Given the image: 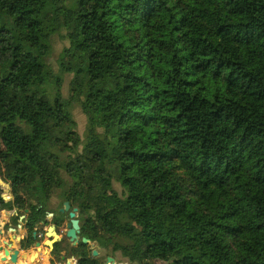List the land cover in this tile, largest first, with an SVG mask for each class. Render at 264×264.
Wrapping results in <instances>:
<instances>
[{"label":"trees","instance_id":"1","mask_svg":"<svg viewBox=\"0 0 264 264\" xmlns=\"http://www.w3.org/2000/svg\"><path fill=\"white\" fill-rule=\"evenodd\" d=\"M1 180L93 204L133 261L264 264V0H0Z\"/></svg>","mask_w":264,"mask_h":264},{"label":"flooded vegetation","instance_id":"2","mask_svg":"<svg viewBox=\"0 0 264 264\" xmlns=\"http://www.w3.org/2000/svg\"><path fill=\"white\" fill-rule=\"evenodd\" d=\"M9 195L11 196L9 203H6L5 200L4 203L10 214L6 216L3 226L0 228V252L2 253L6 249L5 254L2 255V264H11L9 244L12 247L14 243L16 249L19 250V255L20 251L31 247L35 249L37 242H40L42 246L43 241L47 239L46 232L49 226H54L56 236L53 248L47 254L48 260L45 264L61 262L64 264L68 262L70 264H148L150 261H158L156 258H148L139 262L131 260L130 256H124L117 248V235L104 236L103 226L96 217V208L91 203L82 207L76 204L73 196L60 197L52 194L46 200L45 206L38 207L41 211L34 216L29 206L13 205L14 198L10 191ZM1 196L5 199L3 194ZM55 196L57 203L53 205L51 203ZM65 203H68V206H65ZM71 213L74 214L73 217H71ZM72 219L78 221L79 228L75 230L77 237L71 241L66 236V232L67 225ZM83 238H86L87 241L83 242ZM16 240L19 242L16 243ZM43 249L47 248L43 246Z\"/></svg>","mask_w":264,"mask_h":264},{"label":"rangeland","instance_id":"3","mask_svg":"<svg viewBox=\"0 0 264 264\" xmlns=\"http://www.w3.org/2000/svg\"><path fill=\"white\" fill-rule=\"evenodd\" d=\"M52 54L49 57V61L50 63L53 65V68L55 70V72H58V65H57V55L60 52L62 46L66 43L62 40V38L60 37V35H54L52 38ZM63 84H62V95L65 99H68L69 96V82L71 79V75L69 74H63ZM71 112L72 115L74 117V119L77 122V131L80 134L81 137L84 136L85 134V125H86V117L85 115L82 113L80 107L78 106L77 103L73 102L71 105ZM103 178H107V175H105ZM111 179V186L113 188V190L116 191L117 194L122 195V187L119 184V180H117L115 178V176L110 177ZM0 187H1V194H3L4 196V200L6 203H8V201L11 199V196L9 195V191H10V183L8 181H4L1 180L0 181ZM57 197L55 196L53 198V201L51 204L56 205L57 203ZM6 216L3 215V213L0 212V228H2L3 226V222L5 221ZM197 233V231H196ZM190 240L188 241V244H190V246L192 245V248H194V243L196 241V235L195 233H190L189 237ZM189 253L195 255L196 257H198L200 260H203L205 262V264H215L217 263V258L216 256L213 255H207L204 254L203 252H197V251H192V250H187ZM148 264H167L166 262H162V261H150Z\"/></svg>","mask_w":264,"mask_h":264},{"label":"water","instance_id":"4","mask_svg":"<svg viewBox=\"0 0 264 264\" xmlns=\"http://www.w3.org/2000/svg\"><path fill=\"white\" fill-rule=\"evenodd\" d=\"M9 201H8V203H9ZM65 206H68V203H65ZM6 208H7V205L5 203L1 204L0 205V212L3 213V215H5V216H9L10 213L6 210ZM70 215H71V217H73L74 214L71 213ZM67 228H68V230L66 232V236L69 237L72 241L77 237L75 230H77L79 228L78 221L75 219H72L71 222L67 225ZM13 234H16V233L13 232ZM55 236H56V232H55L54 226H49L48 230L46 232L47 239L43 241L42 246H41L40 242H37L35 249H32L30 251L28 249L25 250L26 251L25 253L28 256L29 261L32 263L33 262H39V258L41 257V253H44L47 255L53 248V244L55 242V239H54ZM13 237H16V236L13 235ZM52 237H53V239H50ZM82 240H83V242L87 241L86 238H83ZM18 242L19 241L16 240V243H18ZM9 246H10L9 247V261L12 264H15L17 262V257L19 256V250L11 247V244H9ZM43 246H45L47 249H43ZM2 260H3V258H2Z\"/></svg>","mask_w":264,"mask_h":264},{"label":"crops","instance_id":"5","mask_svg":"<svg viewBox=\"0 0 264 264\" xmlns=\"http://www.w3.org/2000/svg\"><path fill=\"white\" fill-rule=\"evenodd\" d=\"M11 237H12V235H11ZM12 247L16 248L14 246V243L12 244ZM0 249H1V245H0ZM32 249L33 248L31 247L28 250L30 251ZM5 251H6V249L4 250V252ZM4 252H2V253L0 252V264L3 263V262H1V260H2L1 258H2V255L5 254ZM25 252H26L25 250L24 251H20V255H19L18 260H17V262L15 264H45L46 261L48 260V255H46L44 253H41V257L39 258V262H33L32 263V262L29 261L28 256H27V254ZM58 264H64V263L61 262V263H58ZM67 264H70V263L68 262Z\"/></svg>","mask_w":264,"mask_h":264}]
</instances>
